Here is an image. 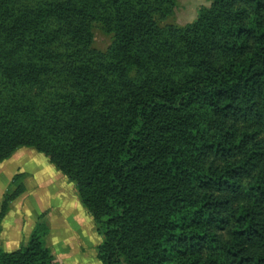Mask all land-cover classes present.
<instances>
[{
  "label": "trees",
  "instance_id": "obj_1",
  "mask_svg": "<svg viewBox=\"0 0 264 264\" xmlns=\"http://www.w3.org/2000/svg\"><path fill=\"white\" fill-rule=\"evenodd\" d=\"M176 4L0 0V161L33 148L75 183L102 264H264V0L184 26ZM48 231L0 264H57Z\"/></svg>",
  "mask_w": 264,
  "mask_h": 264
},
{
  "label": "crops",
  "instance_id": "obj_2",
  "mask_svg": "<svg viewBox=\"0 0 264 264\" xmlns=\"http://www.w3.org/2000/svg\"><path fill=\"white\" fill-rule=\"evenodd\" d=\"M44 170L51 180L48 184L51 191H46L50 194L44 198L46 205L18 216L12 224L8 221L4 223L3 220L0 228V250L12 251L26 244L35 223L44 221L49 228L45 245L58 260L57 264H102L96 257V246L102 242V236L96 232L93 218L82 205L75 184L73 186V183L65 182L46 167ZM4 192V189L0 190V199ZM27 192L28 188L13 201L6 215L11 213L14 203ZM19 207L22 208L23 205ZM51 208L55 209L53 213L59 211L62 215L60 220L53 217Z\"/></svg>",
  "mask_w": 264,
  "mask_h": 264
},
{
  "label": "rangeland",
  "instance_id": "obj_3",
  "mask_svg": "<svg viewBox=\"0 0 264 264\" xmlns=\"http://www.w3.org/2000/svg\"><path fill=\"white\" fill-rule=\"evenodd\" d=\"M176 1L177 4L174 8L173 14L165 20V23H173L180 26H184L194 21L200 10L204 7L207 8L211 6L213 2V0ZM93 34V46L99 50L106 49L111 41V35L106 33L98 25L93 26ZM44 167L49 169V172L52 171L55 175L65 180V182L73 183L74 186L75 183L67 179L62 172L49 162L45 155L37 152L33 148L25 146L18 147L8 159L0 161V190L4 189V194L12 190L13 185L10 184V180L12 175L18 172H25L23 182L25 187L28 188L27 194L14 203L11 213L9 215L4 214L3 218L0 220V228L3 226V220L4 223L10 222V224H12L13 220H17L18 216L27 214L30 210L36 211L46 205V200L44 198L47 194H50V192L47 193L46 191H51L50 186H48V184L51 183V180L49 175L45 173ZM2 198L3 196L1 197L0 202ZM13 201L10 202L9 207ZM17 204H22L23 207L20 208L19 205L18 207H15ZM54 210L55 209L51 208L50 213L54 214L53 217H57L60 220L62 215L57 210L53 213ZM52 214H50V216Z\"/></svg>",
  "mask_w": 264,
  "mask_h": 264
}]
</instances>
